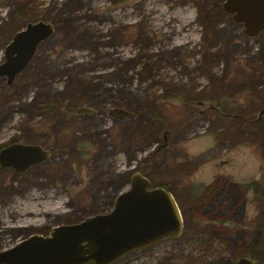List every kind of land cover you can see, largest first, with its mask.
I'll list each match as a JSON object with an SVG mask.
<instances>
[{
    "label": "rangeland",
    "instance_id": "rangeland-1",
    "mask_svg": "<svg viewBox=\"0 0 264 264\" xmlns=\"http://www.w3.org/2000/svg\"><path fill=\"white\" fill-rule=\"evenodd\" d=\"M222 2L0 0V63L27 23L53 26L0 78V148L49 153L0 169V251L107 213L137 172L182 231L112 264H264V29L248 38Z\"/></svg>",
    "mask_w": 264,
    "mask_h": 264
},
{
    "label": "water",
    "instance_id": "water-1",
    "mask_svg": "<svg viewBox=\"0 0 264 264\" xmlns=\"http://www.w3.org/2000/svg\"><path fill=\"white\" fill-rule=\"evenodd\" d=\"M221 10L233 24L243 28L248 38L264 29V0H223ZM52 32L51 24L37 21L27 23L23 30L13 34L0 63V78H5L7 85ZM88 112L91 111L84 107L76 110L77 114ZM263 114L264 107L257 118ZM109 115L121 117L122 112L112 110ZM48 157L49 153L40 146L11 143L0 148V169L21 174ZM127 185L113 199L107 213L53 227L44 236L30 234L0 251V264H112L128 253L179 237L182 219L171 194L152 187L137 172L130 175ZM234 264L255 263L239 257Z\"/></svg>",
    "mask_w": 264,
    "mask_h": 264
},
{
    "label": "trees",
    "instance_id": "trees-1",
    "mask_svg": "<svg viewBox=\"0 0 264 264\" xmlns=\"http://www.w3.org/2000/svg\"><path fill=\"white\" fill-rule=\"evenodd\" d=\"M34 19H31L30 21H33ZM148 112V111H147ZM149 113V112H148ZM151 186L152 187H157V186H153L152 184H151ZM159 187V186H158ZM160 188H162V189H164V190H166L163 186H160Z\"/></svg>",
    "mask_w": 264,
    "mask_h": 264
}]
</instances>
